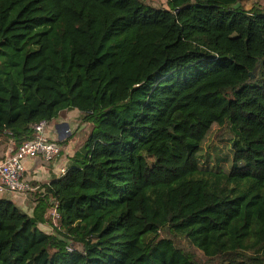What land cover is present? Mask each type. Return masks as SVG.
Returning <instances> with one entry per match:
<instances>
[{
  "label": "trees",
  "instance_id": "1",
  "mask_svg": "<svg viewBox=\"0 0 264 264\" xmlns=\"http://www.w3.org/2000/svg\"><path fill=\"white\" fill-rule=\"evenodd\" d=\"M250 1L0 0V141L15 153L72 110L91 125L74 165L32 182V214L0 195V264H264Z\"/></svg>",
  "mask_w": 264,
  "mask_h": 264
},
{
  "label": "crops",
  "instance_id": "2",
  "mask_svg": "<svg viewBox=\"0 0 264 264\" xmlns=\"http://www.w3.org/2000/svg\"><path fill=\"white\" fill-rule=\"evenodd\" d=\"M252 1H250V4ZM79 116V110L67 111L63 113L57 120H54L51 124H49V128L47 131L48 136L55 141L58 140L59 142H61L63 151L58 158L50 162L46 161L41 155L27 157L24 160V164L26 168V178L28 181H30L31 183L38 182L40 184L49 183L53 179L62 176L63 171H65L69 166L74 165L73 158L79 150L76 148H78L79 144L88 137L91 130V125L87 129H85V126L89 124H81L79 127ZM68 130H70V134L66 132ZM63 132H65V134H69L70 138H66ZM10 150L11 149L8 143H5L3 140L0 141V158H2V156H5L6 153ZM5 194L15 202L18 201L17 204L21 207H24V209L27 210L28 213H33L35 204H33L34 202L31 198L32 193L12 194L9 192ZM48 227L49 226L44 225L45 230H48Z\"/></svg>",
  "mask_w": 264,
  "mask_h": 264
},
{
  "label": "built area",
  "instance_id": "3",
  "mask_svg": "<svg viewBox=\"0 0 264 264\" xmlns=\"http://www.w3.org/2000/svg\"><path fill=\"white\" fill-rule=\"evenodd\" d=\"M48 128L49 123L46 121L36 124L34 126L35 137L22 144L15 153L7 152L0 160V194L9 192L27 194L41 189L27 180L24 160L29 156L41 155L50 162L61 155L63 146L61 142L48 136ZM66 132L70 134V130ZM53 210L54 214L59 217L57 208L54 207Z\"/></svg>",
  "mask_w": 264,
  "mask_h": 264
},
{
  "label": "rangeland",
  "instance_id": "4",
  "mask_svg": "<svg viewBox=\"0 0 264 264\" xmlns=\"http://www.w3.org/2000/svg\"><path fill=\"white\" fill-rule=\"evenodd\" d=\"M146 1L149 2V3H151L152 5H154L156 7H167V5H168V0H146ZM254 2L256 3V0H253L251 2V4H250V2H247L246 3V6L251 8V6L253 5ZM256 4L257 5H260V6H263L264 5V0H258V3H256ZM83 124L84 125H87V123H83ZM89 126H90V124L87 125V126H85V129H87ZM63 134H65V132H63ZM84 134H85V131H84ZM220 135L221 134L214 135V136H212V139H213L215 145H217L221 149H224V142L223 141L225 139L223 140L222 136H220ZM65 136H66V138L67 137L70 138L69 137L70 136L69 134H65ZM84 143H85V140L83 142H81L79 144L78 148H76V149H81V147H83ZM12 194H15V193H12ZM0 195L2 197L9 198L8 196H6L5 193L4 194H0ZM17 202L18 201H16V203ZM49 215L52 216V218H53L52 221L55 222V225H56L57 224V220H58V216L54 214V210L53 209H50ZM48 231H52V232L55 233V230L53 228H49Z\"/></svg>",
  "mask_w": 264,
  "mask_h": 264
},
{
  "label": "water",
  "instance_id": "5",
  "mask_svg": "<svg viewBox=\"0 0 264 264\" xmlns=\"http://www.w3.org/2000/svg\"><path fill=\"white\" fill-rule=\"evenodd\" d=\"M241 5V1H239L236 5H235V7H239Z\"/></svg>",
  "mask_w": 264,
  "mask_h": 264
}]
</instances>
